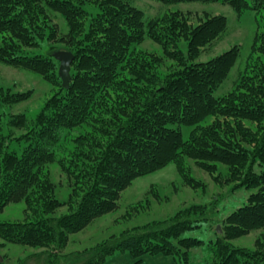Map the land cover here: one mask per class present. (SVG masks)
Listing matches in <instances>:
<instances>
[{"label": "trees", "instance_id": "trees-1", "mask_svg": "<svg viewBox=\"0 0 264 264\" xmlns=\"http://www.w3.org/2000/svg\"><path fill=\"white\" fill-rule=\"evenodd\" d=\"M134 1L0 0V63L33 73L50 87L38 108L14 113L15 105L39 99L32 88L14 91L0 85V213L11 203L24 206L23 221H0V246L64 251L70 235L118 207L135 179L171 164L184 187L204 192L188 168L191 161L216 186H230L228 193L253 190L218 220L220 227L209 222L223 237L206 244L205 264H264V235L255 239L252 250L230 243L264 230V19L233 87L214 96L240 48L233 46L206 62L194 59L224 34L226 18L166 12L145 20ZM155 1L166 6L220 2L237 13L264 10V0ZM146 39L161 54L137 49ZM182 40L186 52L178 49ZM55 41L73 56L67 89L53 56L59 49L51 45L45 53L30 51ZM162 67L167 69L163 74ZM65 137L71 149L59 146ZM52 165L70 184L63 200L56 197L57 184L49 176ZM217 200L192 203L92 250L73 251L65 264H101L116 250L133 257L161 254L189 264L190 249L203 242L183 235L209 221ZM62 207L66 213L52 216ZM5 261L0 254V264Z\"/></svg>", "mask_w": 264, "mask_h": 264}, {"label": "rangeland", "instance_id": "rangeland-1", "mask_svg": "<svg viewBox=\"0 0 264 264\" xmlns=\"http://www.w3.org/2000/svg\"><path fill=\"white\" fill-rule=\"evenodd\" d=\"M132 5L143 11L145 20L166 12L189 13L192 17L207 13L209 15H222L226 18L227 29L224 34L202 50L201 54L194 59V62H206L233 46L240 48V55L235 66L232 68L227 80L214 92V96H222L233 87L238 75L244 69L255 32L264 19V10L255 12L247 9L242 13H237L231 6L220 2H183L166 6L155 0H135ZM55 15L57 17L56 21L61 25V16ZM261 30L262 27H260L259 31ZM51 43L45 44L38 50L30 51L34 54H39V50H42L45 53V49H48L51 45L59 50H64L62 49L64 45L61 43L57 41ZM137 49L161 54L160 47L150 39H146ZM178 49L186 52V42L180 41ZM167 64L172 65L173 63L167 59ZM166 70L162 67L160 69L161 74L166 72ZM0 85L11 87L14 91H25L32 88L34 96L39 99V101H28L15 105L11 109V112L14 113H29L31 109L38 108L42 104L45 92L50 89L49 85L35 74L6 66L2 63H0ZM182 132L183 137L187 138L188 129L184 128ZM65 138L66 141L62 138L63 140L60 141L59 146L62 149L65 147L71 149V144L67 141V137ZM188 168L193 177L202 181L204 192L200 188L197 191H193L184 187L181 178L178 176L176 166L171 164L156 173L135 179L122 193L118 201V207L114 211L89 222L80 232L70 235L68 238L70 241L64 251L6 244L5 246H0V254L5 257L6 264H65L68 255L73 251L92 250L103 240H109L113 236L117 237L122 231L131 232V230L142 226L144 223L170 218L176 212L185 209L192 203L207 204L211 199L218 198L219 202L218 200L216 201L218 209L216 208L211 215H208L209 221L199 222L200 227L191 229L183 235L184 237H193L203 242V245L190 249L189 264H205L207 257L206 244L209 241L216 240L218 237H223L222 233L215 234L214 230L209 228V222L215 221L214 227H220L221 223L217 224L218 220L222 221L230 212L241 206L253 190L238 188L234 192L228 193L230 186H216L211 177L199 170L191 161H188ZM48 171L53 182L57 184L56 197L63 200L67 191H69L68 185H70L66 175L55 165L49 166ZM224 195L226 196L224 197ZM221 197L223 198L221 199ZM23 209L22 202L8 204L3 212L0 213V221H23ZM67 210V207L58 208L52 216L62 215ZM187 217L193 221L195 220V215L190 214ZM29 220H32V218H29ZM138 231L137 229V233ZM262 235H264V230L252 231L248 235L230 241V243L234 247L252 250L255 239L260 238ZM0 243H2L1 240ZM21 261L26 262L23 263ZM101 264H176V260L171 256H163L161 254H145L141 257H133L126 250H116L108 255Z\"/></svg>", "mask_w": 264, "mask_h": 264}, {"label": "water", "instance_id": "water-1", "mask_svg": "<svg viewBox=\"0 0 264 264\" xmlns=\"http://www.w3.org/2000/svg\"><path fill=\"white\" fill-rule=\"evenodd\" d=\"M53 56L57 61H59L58 75L61 78L62 87L67 89L71 80L70 66L73 56L70 52L64 50L56 51ZM218 231H220L219 228Z\"/></svg>", "mask_w": 264, "mask_h": 264}]
</instances>
